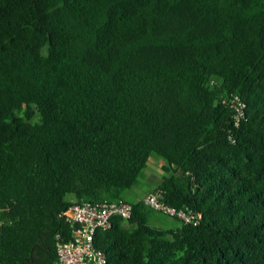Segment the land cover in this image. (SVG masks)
<instances>
[{
  "label": "trees",
  "instance_id": "1",
  "mask_svg": "<svg viewBox=\"0 0 264 264\" xmlns=\"http://www.w3.org/2000/svg\"><path fill=\"white\" fill-rule=\"evenodd\" d=\"M150 154L199 217L128 201L104 264H264V0H0V264H52L61 212L123 199Z\"/></svg>",
  "mask_w": 264,
  "mask_h": 264
},
{
  "label": "built area",
  "instance_id": "2",
  "mask_svg": "<svg viewBox=\"0 0 264 264\" xmlns=\"http://www.w3.org/2000/svg\"><path fill=\"white\" fill-rule=\"evenodd\" d=\"M228 106L233 123L236 124L243 114L244 104L237 94H232L228 98ZM141 201L149 209L174 217L181 224H195L199 217L189 209L166 204L159 191L146 193ZM130 213L131 204L123 199L100 202L81 200L72 203L61 212L70 225L71 234L65 241L56 238L55 260L52 264H104L103 252L93 243L95 230L107 228L113 215L128 218Z\"/></svg>",
  "mask_w": 264,
  "mask_h": 264
},
{
  "label": "crops",
  "instance_id": "3",
  "mask_svg": "<svg viewBox=\"0 0 264 264\" xmlns=\"http://www.w3.org/2000/svg\"><path fill=\"white\" fill-rule=\"evenodd\" d=\"M153 155L154 154H150L146 159L145 168L138 178V183L132 188L126 189L122 192L121 195L123 199L129 202L141 200L142 197L146 193L151 192V189L159 182L160 177L163 174L162 164L160 160L156 158L157 156ZM174 221H176L177 226H179V222L177 220Z\"/></svg>",
  "mask_w": 264,
  "mask_h": 264
},
{
  "label": "rangeland",
  "instance_id": "4",
  "mask_svg": "<svg viewBox=\"0 0 264 264\" xmlns=\"http://www.w3.org/2000/svg\"><path fill=\"white\" fill-rule=\"evenodd\" d=\"M156 158L160 160L162 165L164 164V161L160 157L157 156ZM147 223L151 226L162 229L175 228L177 226L176 221L172 220L171 217H167L166 215L157 212H153L149 214V217L147 218Z\"/></svg>",
  "mask_w": 264,
  "mask_h": 264
}]
</instances>
